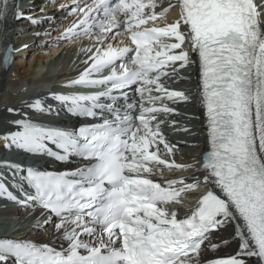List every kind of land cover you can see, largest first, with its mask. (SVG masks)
Wrapping results in <instances>:
<instances>
[{
  "label": "snow or ice",
  "instance_id": "6c2138e0",
  "mask_svg": "<svg viewBox=\"0 0 264 264\" xmlns=\"http://www.w3.org/2000/svg\"><path fill=\"white\" fill-rule=\"evenodd\" d=\"M60 7L74 19L57 39H86L87 58L63 85L68 91L24 103L34 114L59 115L50 100L88 122L49 124L9 107L19 118L0 127V147L80 164L56 171L0 160V199L42 209L33 227L51 225L66 246L0 239V264H264V0H72ZM9 18L40 23L15 0H0V25ZM6 38L0 28L5 67L27 47ZM197 62L209 150L178 163L160 117L190 101L168 81ZM189 169H196L189 177L164 175ZM190 193L195 203L180 217ZM228 225L238 250L210 258L229 244L214 239Z\"/></svg>",
  "mask_w": 264,
  "mask_h": 264
},
{
  "label": "bare ground",
  "instance_id": "6f19581e",
  "mask_svg": "<svg viewBox=\"0 0 264 264\" xmlns=\"http://www.w3.org/2000/svg\"><path fill=\"white\" fill-rule=\"evenodd\" d=\"M41 0L39 1V3ZM72 0H60L59 2H52L47 5V8L44 12H37L36 18H44L43 23L40 27L35 30H31L28 32V36L25 38L26 41H29V46L27 47L25 52V58L16 59L15 64L9 67H5L2 60V55H0V127H3L8 121L18 119V116L9 113L7 109L9 107L19 109L22 113L27 112L30 118H35L34 114H31L30 110L25 106V101H30L20 90L26 82L32 80V78L40 75L45 72H54L59 68L60 65L62 67L58 72L64 73L67 69L69 70L73 67L74 72L76 73L81 68L82 60H85L86 54L81 52L82 47H88L89 43L86 39L81 40H58L57 38L61 36L64 30L67 28L69 24L73 22L74 17H72L67 10H61L60 5L63 4L65 6L70 5ZM172 17V15H171ZM174 18V17H173ZM170 18L169 20L173 19ZM45 22V23H44ZM10 24V18L7 21L6 26L0 25V28L6 30L7 38L6 43L9 40L8 37V27ZM22 25L29 26L28 20H23L21 22ZM26 27V28H27ZM35 31V32H33ZM19 46V45H18ZM17 46V47H18ZM195 60L197 57L194 56ZM54 70V71H53ZM183 71H189L190 75L193 74V65H190L186 69H182ZM198 71V68L196 67ZM70 76L68 79H71ZM58 80L67 81L65 74H62L58 77ZM184 83V82H183ZM197 84L192 85L191 89L193 91V100L196 102H201V93L200 89L197 87ZM34 90L38 89V87L33 86ZM175 89V88H173ZM176 90H183L188 93V88L184 84H181ZM181 103L180 105H182ZM197 106V105H196ZM199 111L198 117L201 123V126L205 123V114L203 107L198 109V107L193 106V110L190 112L197 113ZM36 119V118H35ZM34 120V119H33ZM188 124L193 123V119H186ZM72 124H78V121L72 122ZM196 137V136H195ZM193 137L191 141L201 142L198 145L186 146V150L181 153H176V160L178 163H193L197 160H202L203 152L206 150V147L201 152L202 144L207 143V134L206 130L203 131L202 136L198 135L197 139ZM65 165H58L59 169H64ZM190 174L186 177L193 175L196 172V169H189ZM176 172L167 173L168 175H174V177L179 178L181 176L176 175ZM194 196V194H189V197ZM4 211V210H3ZM12 215L11 213L8 214ZM6 217V216H4ZM21 218L22 216H17ZM40 218V217H39ZM21 221V219H19ZM14 222V221H13ZM10 222H2L0 224V229L7 228L10 225ZM17 225V224H16ZM27 238L33 242L37 243H47L50 246L60 249L61 246H66V242L54 233L51 225L48 226V231L37 230L33 227L26 234ZM216 242H220L221 240H228L229 244L221 247L216 252L213 253L214 256L218 255H232L235 254L238 250L239 240L234 237V226L228 225L222 229V231L215 235L214 237ZM7 264H12L11 261H7Z\"/></svg>",
  "mask_w": 264,
  "mask_h": 264
},
{
  "label": "rangeland",
  "instance_id": "374dc122",
  "mask_svg": "<svg viewBox=\"0 0 264 264\" xmlns=\"http://www.w3.org/2000/svg\"><path fill=\"white\" fill-rule=\"evenodd\" d=\"M45 23V22H44Z\"/></svg>",
  "mask_w": 264,
  "mask_h": 264
}]
</instances>
